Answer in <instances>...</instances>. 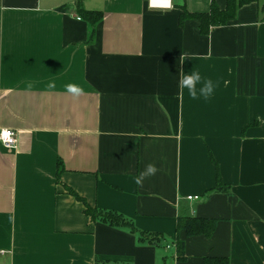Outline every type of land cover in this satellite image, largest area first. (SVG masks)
I'll use <instances>...</instances> for the list:
<instances>
[{
  "label": "crops",
  "instance_id": "crops-1",
  "mask_svg": "<svg viewBox=\"0 0 264 264\" xmlns=\"http://www.w3.org/2000/svg\"><path fill=\"white\" fill-rule=\"evenodd\" d=\"M213 1L227 5L0 0V130L17 133L0 141V264H180L178 239L187 264H264V0L209 34L180 24ZM180 67L214 95L193 100ZM67 188L137 231L92 219ZM181 216L217 219L214 233L177 230Z\"/></svg>",
  "mask_w": 264,
  "mask_h": 264
},
{
  "label": "trees",
  "instance_id": "trees-1",
  "mask_svg": "<svg viewBox=\"0 0 264 264\" xmlns=\"http://www.w3.org/2000/svg\"><path fill=\"white\" fill-rule=\"evenodd\" d=\"M259 0H227V5L225 8H221L215 1L211 3V8L208 12H191L187 10L185 6L182 7V11L179 15V22L181 25L187 20L194 19L197 20L200 24V30L203 34H209L211 29L214 27H219L227 25L233 20L236 19L239 9L251 2H256ZM264 7V6H263ZM82 15L86 17L93 26H95L103 17L102 11H89L82 12ZM212 161L217 167V181L221 185V175L219 172V166L214 156L210 154ZM64 171L63 164H59L58 169V180L61 179V173ZM70 194L75 196L77 199L81 200L85 204V212L94 220H100L106 223H109L113 226L126 225L131 228L132 231L136 232L137 230L134 226L127 221L122 214L117 213L116 211L111 210H99L90 206L83 198H81L75 191L71 188H67ZM217 224V219L215 218H206L198 216H181L177 222V230H185L189 236L205 235L211 236L214 233L215 227ZM140 239L148 240L153 243V239H156L157 236H148L140 232ZM177 259L180 264H187L186 257V246L185 242L182 240H177ZM227 260L225 258L217 257H207L205 259L206 264H224Z\"/></svg>",
  "mask_w": 264,
  "mask_h": 264
},
{
  "label": "clouds",
  "instance_id": "clouds-1",
  "mask_svg": "<svg viewBox=\"0 0 264 264\" xmlns=\"http://www.w3.org/2000/svg\"><path fill=\"white\" fill-rule=\"evenodd\" d=\"M194 57H189L188 60H193ZM185 60L183 55L181 57L180 65H183ZM179 85L182 89H186L188 95L193 99L197 100L203 97L205 100L210 99L216 90V85L211 79H205L202 77L199 71H192L190 73H185L183 67L179 69ZM49 89L55 88V83L50 82L48 84ZM65 91L73 97H79L83 94V88L75 83H70L65 85ZM158 172V168L154 164H149L143 171H141L135 178V183L140 185L148 177L154 176Z\"/></svg>",
  "mask_w": 264,
  "mask_h": 264
},
{
  "label": "built area",
  "instance_id": "built-area-1",
  "mask_svg": "<svg viewBox=\"0 0 264 264\" xmlns=\"http://www.w3.org/2000/svg\"><path fill=\"white\" fill-rule=\"evenodd\" d=\"M0 141L7 148H13L17 145V133L14 129L3 128L0 130ZM190 199L197 197H189Z\"/></svg>",
  "mask_w": 264,
  "mask_h": 264
},
{
  "label": "bare ground",
  "instance_id": "bare-ground-1",
  "mask_svg": "<svg viewBox=\"0 0 264 264\" xmlns=\"http://www.w3.org/2000/svg\"><path fill=\"white\" fill-rule=\"evenodd\" d=\"M156 1H157V3H159V4L164 3L163 0H156Z\"/></svg>",
  "mask_w": 264,
  "mask_h": 264
}]
</instances>
